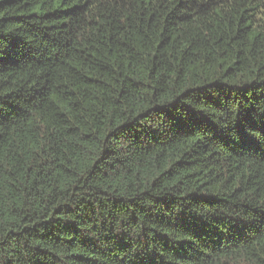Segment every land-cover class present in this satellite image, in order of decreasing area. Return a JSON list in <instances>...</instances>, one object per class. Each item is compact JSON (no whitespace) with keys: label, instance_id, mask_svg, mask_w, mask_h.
Listing matches in <instances>:
<instances>
[{"label":"trees","instance_id":"trees-1","mask_svg":"<svg viewBox=\"0 0 264 264\" xmlns=\"http://www.w3.org/2000/svg\"><path fill=\"white\" fill-rule=\"evenodd\" d=\"M0 264H264V0H0Z\"/></svg>","mask_w":264,"mask_h":264}]
</instances>
